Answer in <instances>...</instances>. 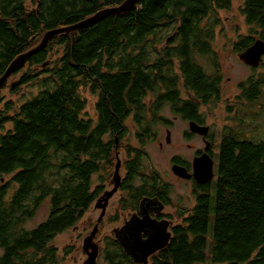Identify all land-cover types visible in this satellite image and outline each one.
Instances as JSON below:
<instances>
[{"label":"trees","instance_id":"1","mask_svg":"<svg viewBox=\"0 0 264 264\" xmlns=\"http://www.w3.org/2000/svg\"><path fill=\"white\" fill-rule=\"evenodd\" d=\"M27 1L0 0V77L47 31L127 0ZM231 9L230 0H139L127 13L54 37L11 76L19 74L18 81L0 89V264H58L53 241L102 194L117 141L128 160L122 190L130 192L121 209L136 210L143 196L168 203L171 184L153 169L141 174L144 148L158 123L168 124L159 116L165 108L205 125L201 110L220 101L223 82L215 31L220 12ZM239 11L249 31L230 42L236 55L264 41V0H243ZM258 68L264 57L250 69ZM263 88L264 73L251 75L238 85L237 99L254 102ZM86 92L96 98L95 120L85 112ZM129 119L135 146L124 144ZM216 147L214 180L200 188L192 208L178 212L168 246L148 264H264V142H239L231 133ZM48 199V219L26 229ZM98 226L101 233L104 222ZM103 245L107 264H134L113 235Z\"/></svg>","mask_w":264,"mask_h":264},{"label":"rangeland","instance_id":"2","mask_svg":"<svg viewBox=\"0 0 264 264\" xmlns=\"http://www.w3.org/2000/svg\"><path fill=\"white\" fill-rule=\"evenodd\" d=\"M232 3L231 11L220 12L222 25L216 28L213 50L217 53L218 62L223 74L222 91L220 101L217 104H212L209 108L203 107L201 113L205 118V125L210 128L211 134L214 136V142L219 145L223 135L234 134V138L241 142H249L259 144L264 142V88L261 90L259 99L254 102L247 103L244 100L237 99L239 95L238 85L245 81L251 75L259 76L264 73V68H258L254 72L243 63L240 62L237 55L231 51L230 42L236 40L239 35H245L249 31L244 17L240 14L239 9L242 6L243 0H230ZM29 7L32 1L28 0ZM202 64L206 61L202 60ZM204 62V63H203ZM205 65V64H204ZM19 79V74L10 78L9 82L16 83ZM28 88L23 89V93H27ZM7 99H12L7 91L4 92ZM87 99L86 113L87 117L93 120L96 119L95 102L96 98L90 93H84ZM228 102V103H227ZM227 103V104H226ZM159 116L163 117L168 124L158 123L156 130L157 136L154 142L148 143L145 148V156L142 163V175H148L151 169L155 170L162 181L173 184L171 201L173 206L168 208L164 213L173 216V226L179 224L177 216V208L190 209L195 205V199L192 196L193 187L187 183L179 182L173 179L174 175L171 172V159L173 157H181L190 160L194 149H203L204 144L199 136L189 137L186 133H190L189 126L184 121L179 119L176 114L165 108ZM127 128L128 136L124 140V144H135V126L132 121H128ZM233 130V131H232ZM167 131L170 135L167 136ZM167 138L169 143L166 142ZM192 145L193 148H190ZM123 154L120 155L121 158ZM218 149L213 146L214 156V171L218 170ZM122 178L124 174L120 172ZM93 186H98L97 177L92 179ZM180 183V184H179ZM139 184V183H137ZM111 189V186L108 190ZM128 192H119L113 196L106 210V214L101 222H104V228L101 233L98 232L95 237V242L99 246L100 254L97 259V264H107L103 259L102 250L105 237L113 235L114 229L121 227L122 222L128 220L131 213L121 209L120 201L126 199ZM50 203L46 200L40 207L35 218L26 224V229H35L40 224L44 223L49 217ZM212 216L214 214V194L211 205ZM101 215V210L95 208V204L85 214L84 218L73 228L59 235L53 241V244L58 251V264H83L86 260V255L83 253V242L97 224V220ZM119 215V216H118ZM120 217V222L113 224L109 221L114 217ZM212 223L210 224V228ZM99 227V226H98ZM1 253V251H0Z\"/></svg>","mask_w":264,"mask_h":264},{"label":"water","instance_id":"3","mask_svg":"<svg viewBox=\"0 0 264 264\" xmlns=\"http://www.w3.org/2000/svg\"><path fill=\"white\" fill-rule=\"evenodd\" d=\"M138 1L139 0H127L118 7L106 8L70 27L47 31L38 46L21 54L11 62L5 73L0 77V89L8 82L14 73L20 71L26 65L27 61L33 55L45 49L49 41L54 37L91 27L112 15L127 13ZM237 57L244 65L250 68L259 67L264 57V41L256 40L252 46L238 54ZM189 130L193 134L205 137L208 134L209 127L190 122ZM169 135L170 133L167 132L168 137ZM166 141L169 143L168 138ZM208 149L207 146L206 150ZM120 166L121 161L117 160L111 182L114 185L113 190L96 201L95 208L101 210V215L92 232L83 242V253L86 255V260L83 264H97L100 252L99 246L94 239L98 232V225L105 215L108 201L120 186ZM192 168V174H188L186 169L180 166H173L172 172L181 179L187 180L194 178L200 185H207L214 180V161L207 153L195 158L192 162ZM163 209V204L158 203L156 200L143 198L140 205V215H133L122 227L113 230L112 234L115 241L134 264H148V260L151 256L168 246L171 237V233L168 232V227H170L171 223L166 220L158 221L151 217V214L159 215Z\"/></svg>","mask_w":264,"mask_h":264},{"label":"flooded vegetation","instance_id":"4","mask_svg":"<svg viewBox=\"0 0 264 264\" xmlns=\"http://www.w3.org/2000/svg\"><path fill=\"white\" fill-rule=\"evenodd\" d=\"M181 96L183 97V98H185V97H189V95H187L186 93H181ZM177 117H178V115H177ZM179 119H181L182 121H184L180 116L178 117ZM129 121H132V119H129ZM186 124H188V126H189V123L190 122H195V121H192V120H187V121H184ZM195 123H197V122H195ZM198 125H200L199 123H197ZM201 126H206V125H201ZM167 132H169V131H167ZM190 132V131H189ZM186 135L187 136H189V137H192V136H198L197 134H193V133H186ZM199 137H201V140H202V142H203V144H204V147H203V149H194V151H193V153H192V155H191V162H189L190 160H186V159H184V158H181V157H173L170 161H171V172H172V168H173V166H180V167H183V168H185L186 169V171L188 172V174H192L193 173V168H192V162L194 161V159L195 158H197V157H199V156H201L202 154H204V153H207L213 160H214V156H213V146L215 145L216 146V143L214 142V136L211 134V132H210V128H209V131H208V134H207V136H205V137H202V136H199ZM125 140V139H124ZM167 142V141H166ZM168 143V142H167ZM117 146H118V141L116 142V154H115V166H116V163H117V160H120L121 161V166H120V170H119V176H120V179H121V182H120V186L118 187V189L116 190V192L113 194V196L114 195H116L117 193H119V192H125V191H127L128 192V196H127V198L125 199V200H128V201H130V192L128 191V190H122V187H123V182H124V180H125V178H126V173L124 172V170H123V162L124 161H128L127 160V158H126V156H125V153L124 152H122V151H117ZM207 146H208V150H206V148H207ZM189 147L190 148H193L192 147V145H189ZM121 154H123L122 156H123V158H121L120 157V155ZM117 156H118V158H117ZM215 163V162H214ZM114 172H115V167H114V171H113V174H114ZM120 172L121 173H123L124 174V177L122 178V176L120 175ZM113 174H112V176H111V178H110V180H109V182L108 183H105L104 185H103V192H102V194L100 195V197L98 198V199H100V198H103V196L106 194V193H108V192H110V191H112L113 190V188H114V185L111 183L112 182V177H113ZM172 174H173V172H172ZM174 175V174H173ZM215 178V177H214ZM173 179H176L177 181H179V182H184V183H187V184H189V185H191L192 187H193V191H192V196H193V198L194 199H196V195H197V193H199L200 192V188L201 187H204V186H206V185H200L199 183H197L196 182V180L194 179V178H191V179H181V178H178L177 176H175L174 175V177H173ZM212 182H210L209 184H211ZM180 184V183H179ZM208 185V184H207ZM111 186V189L110 190H108V188ZM171 186H173V188H174V185L173 184H171ZM171 194H172V192L170 193V196H169V200L168 201H166V202H168V203H165V200H162L161 199V201L158 199V197H148V196H143L142 198H141V200L139 201V203H138V208L136 209V210H131L130 208L128 209V210H126L125 212H128V213H131V215H130V217H129V219L133 216V215H137V216H139L140 215V204H141V201H142V199L143 198H150V199H157L159 202H161L162 204H163V206H164V209H163V211L159 214V215H155V214H151V217L153 218V219H156V220H158V221H162V220H166V221H169L171 224H170V227H169V231L171 232V230H172V228L175 226H173V216L172 215H168V214H166V213H164L168 208H171L174 204H173V202L171 201ZM113 196L109 199V201H108V205H107V208H108V206H109V203H110V201L112 200V198H113ZM97 199V200H98ZM96 200V201H97ZM96 201H95V203L94 204H96ZM107 208H106V210H107ZM186 209H184V208H182V207H178L177 208V216L179 215V211H185ZM105 214H106V212H105ZM119 216V215H118ZM118 216H116L117 217V223L118 222H120V217H118ZM128 219V220H129ZM127 219L124 221V222H122V225H121V227L125 224V222L126 221H128ZM120 228V227H119ZM100 252V251H99ZM100 254V253H99Z\"/></svg>","mask_w":264,"mask_h":264},{"label":"bare ground","instance_id":"5","mask_svg":"<svg viewBox=\"0 0 264 264\" xmlns=\"http://www.w3.org/2000/svg\"><path fill=\"white\" fill-rule=\"evenodd\" d=\"M153 200H156L158 203H160V204H162L161 202H159L157 199H153ZM141 205V204H140ZM168 232H170L169 231V227H168ZM171 233V232H170ZM171 238V237H170ZM170 241V240H169Z\"/></svg>","mask_w":264,"mask_h":264}]
</instances>
